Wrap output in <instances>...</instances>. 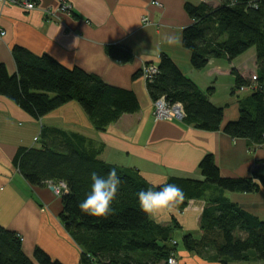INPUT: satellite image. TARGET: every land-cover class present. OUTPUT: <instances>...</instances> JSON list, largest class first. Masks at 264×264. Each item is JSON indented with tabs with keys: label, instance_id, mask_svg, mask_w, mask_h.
<instances>
[{
	"label": "trees",
	"instance_id": "16d2710c",
	"mask_svg": "<svg viewBox=\"0 0 264 264\" xmlns=\"http://www.w3.org/2000/svg\"><path fill=\"white\" fill-rule=\"evenodd\" d=\"M36 3V1H35ZM192 23L182 29L181 44L189 52L190 65L200 70L210 58L232 61L250 48L255 52L256 74L245 78L231 69L232 92L237 96L238 115L222 126L224 108L188 79L165 53L156 63L157 72L146 80L152 102L178 104L182 121L203 131L222 132L232 139H244L253 146L264 145V0H220L216 6L200 2L184 3ZM71 11V10H70ZM105 53L121 63L133 59L123 45H107ZM15 72L0 64V95L7 97L33 119H39L69 101H76L96 130H104L122 114L139 110L133 91L110 85L100 77L73 66L66 67L47 54L36 55L21 46L12 48ZM151 64V63H147ZM141 69L133 78L141 76ZM37 145L19 147L12 164L29 185L47 186L52 179L67 183L61 195L59 220L79 245L80 264H168L178 241L180 225L174 217L163 225L144 212L137 193L144 188L176 184L184 197L176 202L182 211L189 200L203 203L199 235H181L182 247L202 258L221 264L264 261V220L249 213L224 194H255L264 190V158L256 161L246 175L222 176L212 154L198 162L201 179L169 177L152 185L135 168L107 163L99 158L101 144L82 135L41 127ZM115 169L120 178L111 211L104 216L84 213L78 203L91 186L92 173L107 176ZM0 264H62L35 247L31 256L22 249L21 236L0 225Z\"/></svg>",
	"mask_w": 264,
	"mask_h": 264
},
{
	"label": "crops",
	"instance_id": "0c3cea01",
	"mask_svg": "<svg viewBox=\"0 0 264 264\" xmlns=\"http://www.w3.org/2000/svg\"><path fill=\"white\" fill-rule=\"evenodd\" d=\"M36 7L26 11L11 3H0V64L9 74L15 72L12 48L21 46L36 55L47 54L66 67L77 66L104 82L133 91L139 110L122 114L104 130H96L76 101H69L39 119H33L7 97L0 95V225L21 236L24 253L31 256L35 247L62 264H80L79 245L59 220L60 198L47 186H32L23 179L12 160L19 147L37 145L41 127L77 133L93 144H101L99 158L118 165L131 161L152 185L169 177L201 179L198 162L212 154L222 176L247 174L257 160L264 158V145L253 146L244 139H232L222 132L203 131L177 120H157L143 76L133 78L147 63L156 64L161 53L168 55L181 72L201 91L211 89L209 100L224 108L222 126L238 115L237 96L232 92L231 69L249 78L256 74L253 48L232 61L210 58L206 66L194 69L189 52L181 44V32L192 23L184 3L205 2L216 6L220 0H63L69 12H56L61 0H35ZM155 2L160 5H156ZM149 24L144 25L142 18ZM2 32V33H1ZM164 33L179 38L175 45L162 40ZM107 45H123L133 53L130 62L121 63L105 53ZM177 171L178 175H170ZM249 213L264 220V190L255 194H224ZM203 203L189 200L179 211L176 202L149 213L157 223L166 225L174 217L181 234L199 235V216ZM178 264H221L177 249ZM228 264H264L250 260Z\"/></svg>",
	"mask_w": 264,
	"mask_h": 264
},
{
	"label": "clouds",
	"instance_id": "9594fccd",
	"mask_svg": "<svg viewBox=\"0 0 264 264\" xmlns=\"http://www.w3.org/2000/svg\"><path fill=\"white\" fill-rule=\"evenodd\" d=\"M162 40L167 45H175L179 38L170 33H164ZM132 166L131 161H121L117 166ZM173 171L170 175H178ZM53 195L59 198L69 192L67 183L64 181H54L47 179L43 181ZM120 185V178L115 169L109 171L107 176L92 173L91 186L83 201L78 203V207L86 214L93 216H104L110 213L111 203L115 199ZM184 193L181 188L173 183H164L157 187L141 189L137 193V200L140 208L146 213H154L157 210L170 207L172 203L182 200Z\"/></svg>",
	"mask_w": 264,
	"mask_h": 264
},
{
	"label": "built area",
	"instance_id": "2783aa9c",
	"mask_svg": "<svg viewBox=\"0 0 264 264\" xmlns=\"http://www.w3.org/2000/svg\"><path fill=\"white\" fill-rule=\"evenodd\" d=\"M0 3H11L21 7L23 10L29 11L36 7L35 0H0ZM156 5H160L155 2ZM70 6L63 0L60 1L59 6L55 10L47 11V15L50 17H57L56 12H69ZM146 17L142 18L143 23H146ZM2 33V32H1ZM142 75L145 80H150L152 75L157 72L156 64H146L142 67ZM144 71V72H143ZM255 76H252L254 79ZM153 116L157 120H177L182 121L183 113L178 104L169 105L164 101L158 100L153 104ZM168 264H178L177 260L174 257H169L167 259Z\"/></svg>",
	"mask_w": 264,
	"mask_h": 264
},
{
	"label": "rangeland",
	"instance_id": "374dc122",
	"mask_svg": "<svg viewBox=\"0 0 264 264\" xmlns=\"http://www.w3.org/2000/svg\"><path fill=\"white\" fill-rule=\"evenodd\" d=\"M155 4H156V3H155ZM146 18H147V17H146ZM142 22H143V21H142ZM143 24H144V25H148V24H149V19L147 18V19H146V23L144 22ZM141 69H142V68H141ZM141 72H142V70H141ZM143 72H144V71H143ZM181 235H182L181 232H180V231H177V230H176V232L174 233V237L177 239V241H178V243H179V244L177 245L178 248H181V247H182V244H181V241H180Z\"/></svg>",
	"mask_w": 264,
	"mask_h": 264
}]
</instances>
